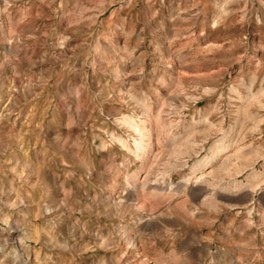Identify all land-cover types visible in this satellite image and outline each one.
Instances as JSON below:
<instances>
[{
  "label": "rangeland",
  "instance_id": "obj_1",
  "mask_svg": "<svg viewBox=\"0 0 264 264\" xmlns=\"http://www.w3.org/2000/svg\"><path fill=\"white\" fill-rule=\"evenodd\" d=\"M263 219L264 0H0V264H254Z\"/></svg>",
  "mask_w": 264,
  "mask_h": 264
},
{
  "label": "bare ground",
  "instance_id": "obj_2",
  "mask_svg": "<svg viewBox=\"0 0 264 264\" xmlns=\"http://www.w3.org/2000/svg\"><path fill=\"white\" fill-rule=\"evenodd\" d=\"M245 108V107H244ZM246 111V110H245ZM249 113V112H248ZM128 120V119H127ZM131 120V119H130ZM133 121V120H132ZM180 121V120H179ZM134 122V121H133ZM140 124V123H139ZM127 125V124H126ZM138 125V124H137ZM132 126V125H131ZM135 128H136V130L138 131V133L140 134V137H141V139L140 140H138V143H140L141 144V146H142V148H143V150H146V149H148V148H146V147H149L150 145H151V142L153 141L152 139L154 138L153 136H154V133H153V131L151 132V130H145V128L143 127V126H140V125H138V126H135ZM136 131V132H137ZM244 139V138H243ZM148 141V142H147ZM147 142V143H146ZM181 142V141H180ZM139 144V145H140ZM176 144V143H175ZM147 145V146H146ZM160 145V144H159ZM150 147H152V146H150ZM175 147V146H174ZM203 147L204 146H202V144H201V146H199V145H197V148H195V149H193L194 150V154H196V155H199L200 153H201V151L203 150ZM141 148V149H142ZM205 148V147H204ZM229 149H230V145H229V143L227 142V140H226V138H221V139H217L216 141H214L213 142V144L211 145V148H210V152L208 153V154H206L205 156H203L202 158H199V160L197 161V162H195L193 165H191V170H193V171H196V170H198V168L199 169H201L202 167H204V166H206L207 164H209V163H212V162H215V161H217V160H219L220 158H221V156L223 155V154H225V153H227L228 151H229ZM149 150V149H148ZM175 150H176V148H175ZM141 152H142V150H141ZM145 152V151H144ZM172 152V151H171ZM182 152V151H181ZM143 153V152H142ZM173 153H175V154H180V152H175V151H173ZM181 154H183V153H181ZM239 152H236V153H234V154H230V155H228L222 162V164H221V167L222 168H224V167H226V165L231 161V160H233V159H236V158H238V156H239ZM140 155V154H139ZM174 155V154H173ZM241 155V154H240ZM142 156V155H141ZM140 156V157H141ZM176 156V155H175ZM139 157V156H138ZM139 157V158H140ZM181 157H182V155H181ZM199 157V156H198ZM177 158V157H176ZM184 158V157H183ZM179 159V158H178ZM181 159V158H180ZM178 162V161H177ZM176 162V163H177ZM187 163L186 162H184V161H182L181 160V162H178L177 164H175L174 166H176V168L177 167H179L180 169H182L185 165H186ZM220 166V165H219ZM239 166V165H238ZM227 168H229V167H227ZM225 169V168H224ZM211 170V169H210ZM235 170V169H234ZM206 171V170H205ZM208 172V171H207ZM210 172V171H209ZM206 173V172H205ZM213 175L212 173H209V175ZM146 175V174H145ZM204 175V174H203ZM205 175H208V174H205ZM147 176V175H146ZM204 177V176H203ZM199 178V179H197L196 181H194V183L192 182V185H191V187H190V189H189V194H190V197H191V199L192 200H194V199H200V198H202L203 196H206L207 194H208V196H209V194H210V196L208 197L209 199H213V200H215L216 201V204H217V202H220V201H226V202H228V203H230V202H235V201H239V202H241V201H251V200H254V191H251V190H249V189H246L244 186H241L240 185V183H238V181H236L235 179H234V181L231 183H221V184H218L217 185V183L215 182V181H212V182H210V183H208L207 181H206V178L204 177V178ZM233 177V176H232ZM145 178H147L148 179V177H145ZM213 178V177H212ZM190 180H191V178H189L188 180H187V182H186V185L190 182ZM214 180H216V179H214ZM149 181V180H148ZM144 182V181H143ZM228 182V181H227ZM149 184V183H148ZM136 185H137V183H136ZM142 185V184H141ZM150 185V184H149ZM148 185V186H149ZM138 186V185H137ZM144 188L147 186V182H144L143 183V185H142ZM222 188V187H227V188H229V189H231L229 192H237V191H242V192H244V194L242 193V196H241V198L240 199H234V198H231L230 196L228 197V196H225V195H222L220 192H219V190H217V189H219V188ZM156 189H155V191H157V190H159V189H162L163 191L165 190V189H168V188H164V187H162V188H159V187H155ZM226 188V189H227ZM137 188H135V190H136ZM224 189V188H223ZM127 190V189H126ZM129 191L128 193H129V197H127L129 200H131L134 204H137L136 203V201H137V198H136V195H135V192L137 193V191ZM224 190H222V192H223ZM154 192V191H153ZM228 193V192H227ZM238 193V192H237ZM256 193V192H255ZM230 195V194H229ZM233 196V195H232ZM188 197V196H187ZM127 199V200H128ZM209 202V201H208ZM212 202V201H211ZM210 203V202H209ZM208 203V204H209ZM244 203V202H243ZM207 204V205H208ZM214 204V203H213ZM235 204V203H234ZM229 205V204H228ZM231 205H233V204H231ZM215 206V205H214ZM214 206H212V207H214ZM217 206V205H216ZM216 206H215V208H216ZM139 212H140V221H141V224L142 225H152L153 226V224L155 225V224H157V218H166V219H168V220H171L172 219V217H174V216H172L174 213H170V214H160V215H155L154 216V213H152V212H149L147 209H145L144 207H142V205H141V207L139 208ZM186 213V212H185ZM240 214V213H239ZM196 215V214H195ZM238 215V214H237ZM244 215V214H243ZM190 216H194L193 214H191L190 213ZM201 216H203V214L201 215ZM179 218H181V221L183 222V223H185V225H186V223H187V219L185 218V217H183V215H179L178 216ZM176 218H177V215H176ZM179 218H177V219H179ZM194 218H195V216H194ZM244 218L246 219V224H247V226H246V229L247 228H253V227H255L256 226V223H255V220H256V218L253 216V214H252V212H246L245 213V215H244ZM174 219V218H173ZM197 219V218H196ZM204 219V218H203ZM213 219V218H212ZM190 220V219H189ZM205 220V219H204ZM264 220V219H263ZM210 221V220H209ZM175 222H176V220H175ZM174 222V223H175ZM264 222V221H263ZM262 222V223H263ZM172 223H173V220H172ZM177 223H178V221H177ZM189 223V222H188ZM192 223V222H191ZM190 223V224H191ZM258 223V222H257ZM261 223V224H262ZM179 224V223H178ZM261 224H260V226H261ZM264 224V223H263ZM258 225V224H257ZM259 226V227H260ZM244 229V228H243ZM248 230V229H247ZM255 230V229H254ZM249 231V230H248ZM257 232V231H256ZM252 233V232H251ZM255 233V232H254ZM128 234V233H127ZM253 234V233H252ZM251 234V235H252ZM264 233H260V235H263ZM248 235V234H247ZM246 235V233H244L243 231L241 232V234H240V237H241V239L242 240H247L246 238L247 237H249V236H247ZM250 235V234H249ZM254 235V234H253ZM257 235V234H256ZM255 235V236H256ZM230 236V235H229ZM244 237H246V238H244ZM253 237V236H252ZM131 240H132V238H131ZM130 240V241H131ZM250 240H252V239H250ZM133 243V242H132ZM242 244H243V242H242ZM254 243L252 242V241H248V242H246V243H244L242 246H236L238 249H243L244 251H246V252H250L251 250H254V252L256 253L255 254V256H254V260H253V262H254V264H262L260 261L262 260V259H264V246L263 247H260V248H258L257 246L255 247L254 245L256 244L257 245V243H255L254 245H253ZM239 245V244H238ZM252 246H254V247H252ZM205 251H209L208 250V247L206 246L205 247ZM241 260H238V261H235V264H241ZM243 264V263H242ZM253 264V263H252Z\"/></svg>",
  "mask_w": 264,
  "mask_h": 264
}]
</instances>
